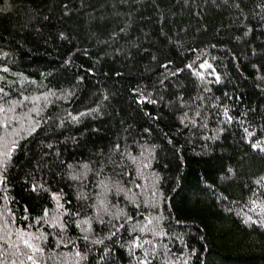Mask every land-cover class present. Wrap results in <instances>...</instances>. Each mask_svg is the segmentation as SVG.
<instances>
[{"label":"trees","instance_id":"obj_1","mask_svg":"<svg viewBox=\"0 0 264 264\" xmlns=\"http://www.w3.org/2000/svg\"><path fill=\"white\" fill-rule=\"evenodd\" d=\"M259 2L238 0L240 8L237 10L221 4V0H216L215 4L212 0L207 3L198 0L203 12L194 16L192 12L195 9L186 7L184 0H0V9L7 7V11L0 10V50L10 53V59L0 60V65L10 68L9 74L0 73L7 81V84L0 82V87H5L14 100L40 97V115L48 121L27 139L14 137L20 145H27V148L17 150L9 170L8 207L16 213V226L23 228L30 222L20 219L25 206L31 216L37 215L43 207H55L46 194L39 198L37 204L20 182L23 171L30 167L25 166L27 158L24 151L29 150L30 156L38 152L40 141H53L51 151L58 150L60 159L73 165L74 169L89 161L92 162L89 167L98 169L104 161L97 154H108L117 143L121 146L119 151L127 148L136 156L140 154L141 146L155 144L152 167L144 172L147 179L137 178L136 183L151 189L148 181L152 175L158 173L161 177L158 186L164 193V203L160 210L165 214L170 211L172 218L162 222L170 235L156 238L159 243L166 245L174 254L195 248L196 254L189 264H264V229L242 223L246 215L255 219L254 212L259 210L249 212V201L255 199L259 204L264 200V187L253 184L258 176L264 174V160L243 143L242 126L236 122L242 119L244 127L249 123L264 127V79H257L258 75L264 77V10L256 7ZM65 4L68 9L66 16L62 7ZM122 28L125 29L123 32ZM61 31L68 39L61 41L56 38ZM245 31H248L247 36L243 35ZM169 38L183 43V54L175 43L169 44ZM133 44L136 47H132ZM206 44L216 45L209 49V53L217 57L211 63L221 75L222 83L208 85L212 92L205 93L203 88L196 87L194 78L187 71L183 76L192 82L185 84L183 78H177L182 85L179 91L188 102L183 111L188 112L189 119H195L194 126L181 127L177 120L179 113L175 109H157L151 104L136 105L133 102L129 89L142 86L151 90L163 71L152 61L153 55L160 63L166 56L183 67L195 56L187 48H202ZM64 59H70V65H63ZM253 64L256 68L252 67ZM88 69H92L91 75ZM15 74H21L25 79L21 81ZM77 75L82 77L79 84ZM72 89L73 95L68 101L48 95L50 102L43 107L42 94L51 90L59 96L61 90ZM102 90L112 93L108 101H102ZM176 91L169 88L163 92L165 102L172 100V93ZM225 92L232 99L226 98ZM197 96L202 97V106ZM216 97L220 98L218 105L223 103L228 107L233 124L223 123L224 117L218 115L222 108L209 107ZM97 100H101L103 105L101 116L96 119L85 117L79 125L70 124L49 132L53 118L62 116L65 109L82 111L86 107H95ZM32 106L28 101L17 106L15 115L20 118L19 124L14 120L10 125L0 127V136H11L14 130L26 129L25 115L39 119L35 113H29ZM141 108L161 117L158 123L152 124L151 135L142 131L148 124ZM197 112L201 114L197 115ZM241 113L245 115L241 116ZM92 128L97 131L93 132ZM219 128L225 131L219 132ZM69 135L78 136L79 146L71 142L55 143V138L63 140ZM169 139L173 143L169 144ZM44 151L50 150L45 148ZM114 158L119 160L118 155ZM228 167L234 169L235 178L221 181L220 177ZM61 169L65 175L56 177L55 172ZM128 171L130 176L122 177V183L136 177L134 169L130 167ZM43 172V176L36 173V178L48 181L54 192L62 189L64 198L61 202L65 208L79 211L83 217L85 212L81 205L86 207V204L75 199L76 185L83 182L67 179L65 166H54L51 174L46 169ZM115 172L118 173L119 169ZM113 175V167L105 166L104 176ZM88 176L90 179L84 184L86 192L93 189L92 181L98 179L91 172ZM133 191L141 189L134 188ZM217 195L227 199L218 203ZM108 199L112 204L126 207L123 195L116 196L110 192ZM228 208L230 212L226 211ZM126 210L137 221L143 220V216H137L130 207ZM141 211L148 215L151 209L141 205ZM101 227L95 222L92 224L96 233H100ZM40 231L51 230L45 225ZM80 235L74 225L69 226L68 237L83 249L84 242L76 239ZM121 235L127 238V230H123ZM178 237H183V240ZM144 238L153 239L151 233ZM46 247L50 250L55 244ZM93 251H102V247L94 246ZM57 252L67 256L68 264H71V245L61 246ZM114 255L117 264H128L127 253L123 249L116 248Z\"/></svg>","mask_w":264,"mask_h":264},{"label":"snow or ice","instance_id":"obj_2","mask_svg":"<svg viewBox=\"0 0 264 264\" xmlns=\"http://www.w3.org/2000/svg\"><path fill=\"white\" fill-rule=\"evenodd\" d=\"M208 0H205L207 3ZM215 4L216 0H212ZM186 7H193L195 10L192 15L199 16L203 12V8L198 3V0H184ZM221 4H227L228 7L239 9L240 5L238 0H221ZM220 6V5H217ZM65 9L64 15H68L67 5H62ZM256 7L264 10V0H260L256 4ZM7 11V7L0 9ZM47 19V17H44ZM203 27V24L201 25ZM125 29H121L123 32ZM181 32L184 29H180ZM115 35V33H113ZM163 35V33H162ZM244 36L248 35V31L243 33ZM57 39L63 41L68 39L63 31L57 34ZM237 39H239L237 37ZM169 44L175 43L178 49L181 50V54L184 51V45L180 40H174L169 38ZM132 47H136L135 44ZM215 44H206L202 48L189 46L187 51L195 54L194 58L188 63H184L183 67L177 65L174 60L164 57V62L160 63L157 56L151 57L152 61L157 63V66L163 71L159 74L156 84L153 85L152 89L149 90L146 87L137 86L129 89L130 96L136 105L151 104L156 106L157 109L161 107L168 108L170 111L175 109L179 115L177 120L181 127L194 126L195 119H189L187 111H183L188 106V102L184 101L183 93L179 91L182 85L178 82L177 78H183L185 84L190 83L186 77L183 76L184 72L187 71L194 78L197 88H203L205 93L212 92V89L208 87L210 84H221L222 77L217 72L215 66L211 61L217 60L215 55L209 53L210 48H215ZM255 54V51H253ZM87 55V52H85ZM5 58L10 59V53L0 50V60ZM236 59V57H233ZM70 59H64L63 65H70ZM256 68V65H252ZM146 70H150L146 68ZM0 73L9 74L10 68L7 65H0ZM89 75L92 74V69H88ZM20 76V80L23 81L25 77L21 74H15ZM43 75V74H42ZM50 75V73H49ZM115 75H121L115 73ZM258 80L264 79L258 75ZM82 81V77L77 75L76 82L79 84ZM0 82L7 84L5 76H0ZM30 83H35L30 81ZM169 88L177 89L173 92V99L165 102V96L162 94ZM72 90H61V94L56 96L55 93L49 90L48 94H42L44 99L43 107H47L50 102L48 95L55 96L57 100L63 99L68 101L73 95ZM160 93V94H158ZM112 93L102 90L100 96L102 101H108ZM224 96L228 99L232 97L228 96L225 92ZM197 99L201 100V106L203 105V99L197 96ZM25 101H28L33 106L29 109V113H35V117L25 115L23 117L24 122L28 125L26 129L21 128L19 131H13L11 136H0V264H48L52 261V264H68V257L61 255L57 252V249L61 246L68 247L71 245V264H117L115 258L116 248L123 249L127 253L128 264H189L192 256L196 254V249L192 248L190 251L185 249L179 254H174L170 249L160 244L158 237L167 238L170 233H167L162 226V222L171 219L170 211L168 214L161 211V205L164 203V193L158 186L161 179L158 173L153 174L151 179L148 181L151 185V189L142 188V186L136 183V179H147L144 172L152 167L151 159L152 151L157 148V145L153 144L149 147L141 146V151L138 156L133 155L132 151L127 148L124 151H119L120 144H115L109 151L108 154L98 153L101 161L104 163L97 169L95 167H89L91 161L87 163L79 164L78 168L74 169L71 164H66L64 160L60 159V153L58 150L51 151L54 148L53 141L44 143L39 142L38 152H34L33 155H29V150L24 151L25 166L30 165L26 171H23V175L20 176V182L24 185V191L33 196L36 203L39 204V198L46 194L47 198L50 199L55 207L49 209L43 207L39 210L38 214L31 216L29 208L25 206L23 212L20 215L21 220L30 221L25 227L16 226V213L8 207V201L10 199L8 195L10 180V168L14 164V156L17 150L21 147L27 148V145H20L14 137L20 136L21 139H27L33 133H37V130L41 128V124H48L47 120H44L41 114V106L39 105L40 97H23L21 100L11 99L10 94L6 91L5 87H0V127H5L11 124L12 121H16L18 124L20 118L15 115L17 112V106L22 105ZM220 101L219 97L209 105L212 108H222V113H218L224 117L223 123L229 125L234 123L233 117L230 115L228 107L223 103L219 105L217 102ZM95 107H86L82 111H68L64 110L62 116H56L53 118V124L49 127V132L52 129L60 130L68 125H79L85 117H91L96 119L102 115V103L101 100H97ZM177 104L179 107H177ZM140 111L143 117L147 118L148 126L143 127L142 131L145 134L151 135V128L154 122L158 123L161 117L157 113H149L144 111L142 108ZM201 113L197 112V115ZM245 113H241L244 116ZM242 126L243 135L241 139L245 145L251 150L252 153H256L259 157L264 160V127L254 126L249 123L248 126L244 127V120H237ZM96 132V128L91 129ZM180 128H177L179 131ZM219 132L225 131L224 128H219ZM23 133V135H22ZM82 135V134H81ZM79 138L75 135L65 136L63 140L58 137L55 138V143L67 144L71 142L74 146H79ZM169 144L173 143L172 140L167 141ZM47 148L50 151H44ZM119 156V160L114 157ZM50 157H55L54 160H49ZM111 165L113 167L114 175L112 177L104 176V167ZM65 166L68 169L66 173L67 179L71 181L83 182L76 185L75 199L77 201L85 202L86 207L81 205L85 214L81 217L79 211H69L65 208L62 199L64 198L63 190L54 192L50 189L49 182L44 179H37L36 173H40L43 176V170H47L49 174L52 173L53 167ZM134 169L136 177L131 178L129 181L121 182L122 177L130 176L128 171L129 168ZM115 169H119V172H115ZM93 173L97 180L92 181L93 191L89 189L87 192L84 190V184L90 179L88 174ZM65 175L63 169L55 172V176ZM234 169L228 167L225 170V174L221 175V181H231L235 178ZM253 184L264 187V174L258 176ZM127 185V186H126ZM211 187V186H209ZM134 188H139L141 191L134 192ZM110 192H114L116 196L123 195L124 201H126V207L135 210L137 216H143L142 221H137L133 215L130 214L126 207H120L116 204L109 202L108 196ZM147 193V196L144 194ZM215 194V193H214ZM264 195V193H262ZM255 196V191L253 192ZM217 202L220 203L227 199L226 196L217 195ZM251 207L249 212L259 209L254 212L255 219L252 215H246L243 217L242 223L253 226H258L264 229V200L259 201L253 199L249 201ZM141 205L145 209H151L150 214L144 215L141 211ZM90 209V213L88 212ZM226 211H231L230 208ZM66 217L67 219H62ZM75 218V219H73ZM101 225L100 233L93 231L92 224ZM47 226L50 232H42L40 228ZM70 225H74L81 233L77 240L84 242L83 249L77 247L75 240L68 237V229ZM35 226V229L33 227ZM127 230L128 236L125 238L121 235L123 230ZM151 233L153 239H145L146 234ZM51 237V240L49 239ZM180 241L183 237H178ZM109 243L106 244L105 242ZM55 244L54 248L49 250L46 245ZM148 245V247H146ZM101 248L102 251H93V247ZM163 257V258H162ZM171 257V258H169Z\"/></svg>","mask_w":264,"mask_h":264}]
</instances>
